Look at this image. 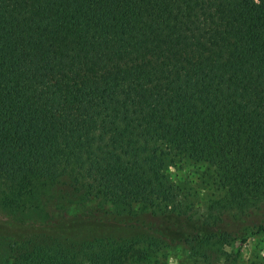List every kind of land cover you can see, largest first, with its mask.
<instances>
[{"label": "trees", "instance_id": "obj_1", "mask_svg": "<svg viewBox=\"0 0 264 264\" xmlns=\"http://www.w3.org/2000/svg\"><path fill=\"white\" fill-rule=\"evenodd\" d=\"M0 206L46 213L0 264H235L264 233V0H0Z\"/></svg>", "mask_w": 264, "mask_h": 264}, {"label": "rangeland", "instance_id": "obj_2", "mask_svg": "<svg viewBox=\"0 0 264 264\" xmlns=\"http://www.w3.org/2000/svg\"><path fill=\"white\" fill-rule=\"evenodd\" d=\"M192 173L193 170L188 167L187 169H175L172 172L176 182L186 181L188 184H195L187 190L182 189V194L184 197H187L188 202H193L196 206L203 207L204 201L211 197L212 193L201 179L197 177V174L194 175ZM48 210L50 213L53 212V209L50 207H48ZM73 212H82V209L76 207ZM45 214V212L33 209L12 213L0 206V252L12 238H16L17 236H33L34 232L41 234L40 230L42 228H40V224L45 219ZM237 246H239V254L235 264H264V233L249 238L245 243ZM154 254L147 260L133 262L132 264H198L186 255L180 245L157 251Z\"/></svg>", "mask_w": 264, "mask_h": 264}]
</instances>
